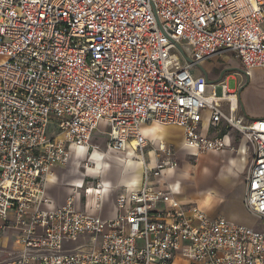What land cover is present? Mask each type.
I'll return each instance as SVG.
<instances>
[{
    "label": "built area",
    "instance_id": "2783aa9c",
    "mask_svg": "<svg viewBox=\"0 0 264 264\" xmlns=\"http://www.w3.org/2000/svg\"><path fill=\"white\" fill-rule=\"evenodd\" d=\"M229 54L248 73L264 69V0H0V236L16 234L0 264H264V228L175 199L162 206L173 194L163 172L179 160L141 129L181 128L198 154L226 147L201 133L207 114L237 130L252 160L244 207L264 225V119L247 120L238 91L195 73ZM100 124L109 150L143 157L139 189L110 220L74 197L44 210L49 174L72 147L94 149Z\"/></svg>",
    "mask_w": 264,
    "mask_h": 264
},
{
    "label": "crops",
    "instance_id": "0c3cea01",
    "mask_svg": "<svg viewBox=\"0 0 264 264\" xmlns=\"http://www.w3.org/2000/svg\"><path fill=\"white\" fill-rule=\"evenodd\" d=\"M233 58L234 59L230 58L229 55H226L218 59L203 61L202 64L196 68V70L200 69V72L195 71V73L199 76L204 75L207 79H209L210 83H226L227 86L229 80L237 79L239 88H236L235 90L238 91L239 94V114L244 115L247 120L251 121L252 119H264V69L253 68L248 73L243 63L240 62L235 56H233ZM232 63H234V65ZM247 73L249 75H247ZM206 116L207 117L204 119V125L201 133L203 136L205 135L209 138H222L226 143V147L221 150V152H207L205 154H198L195 149L186 146L184 140V131L178 127L176 128H178L182 134V140L179 142H171L162 138L159 130L162 129V131H164L170 129L160 128V125L155 126L156 130H153V135L146 138L153 147L158 146V143L160 142H165L170 146H173L177 160L179 159V153H183V156L197 159L199 161V164L196 166V168L187 163L184 168H178L173 171L165 170L163 172L162 177L173 194L166 198L162 206L168 205L172 200L175 199L183 204H193L199 207L189 200V197L183 191V187H187V185L191 183L199 188L197 185V177L202 174L208 168V166L216 165L220 171L217 174V179L215 178V184L212 182V185H217L218 183L224 184V190L228 192L229 199L223 205L225 212L224 214L226 216H220L227 219V215L230 216L228 213V207L244 212L243 207L247 190L246 188V191H243V188L241 190H237L238 187L241 186H235L234 181L235 177H238L239 174L244 173V170L247 167L244 160L247 159L248 161V157L242 153V150L245 151L246 145L242 144V141L237 142V138H241V134L237 130L228 127L224 123H220V125H212L209 122V115L207 114ZM151 126L154 125H145L142 126V129L143 127L148 128ZM100 127L102 133H99L100 135H98L95 132L90 145L96 149V152L105 153L97 146L93 145V140L95 137H104L107 146L109 127H107L105 124H100L99 128ZM241 144L242 146L240 150H237V158H233V152L235 153L237 147H240ZM175 145L179 146V150H177ZM93 150L94 149L88 151L87 148H84L83 152H81L80 147H72L71 159L68 164L69 166L65 169L66 171H62L63 167H65L62 165L54 168L56 171L51 173V176H48L49 178H47L44 188L45 195L50 200L49 203L43 207L44 210L61 208L67 203L69 198L74 197L75 207L91 217L96 216L103 220H110L118 216V210L116 209L117 199L122 195L129 194L139 189V186H135L141 184V176L144 170V161H139V155L133 149H130L125 153L108 149V153H105V160L110 164L109 171L111 175L109 178L111 179L103 181L101 176L105 174V169L107 166H104V168L101 169L97 167V164H93L94 169L92 171L89 170V166L92 165L90 163V158L91 152H93ZM101 156L104 157L103 155ZM92 157H94V154ZM118 157L124 158L122 161H128L130 158L136 165L129 167L126 165L123 167L121 164L123 162H121ZM157 157L158 156L151 149H148L145 153V160L152 167L157 163ZM218 157H223L228 160L224 167L220 166L216 161ZM85 162L89 164L84 165ZM192 171H194V174H192ZM217 175L215 174V176ZM191 179L193 180L190 181ZM98 183H101L102 185L100 189L97 188ZM228 201L232 202L230 203ZM232 203L235 205L233 206ZM203 211L205 212V210ZM205 213L209 214L207 212ZM7 235L9 237L5 246L11 243L13 245L12 249H14L16 234L13 235V233H9ZM7 247L11 248L9 246Z\"/></svg>",
    "mask_w": 264,
    "mask_h": 264
},
{
    "label": "rangeland",
    "instance_id": "374dc122",
    "mask_svg": "<svg viewBox=\"0 0 264 264\" xmlns=\"http://www.w3.org/2000/svg\"><path fill=\"white\" fill-rule=\"evenodd\" d=\"M229 57L234 59L232 54H229ZM2 61H4V60L0 59V62H2ZM232 64L234 65V63H232ZM196 72H200V69H197ZM228 87L231 90H235L236 88H239L238 87V80L237 79L229 80L228 81ZM154 126H157V124ZM159 127L163 128V129H170V130H164V131H162V129L159 130V133H160L162 138L169 140L171 142L172 141L173 142H179L182 140V134L180 133L181 131L178 128L173 127V126L171 127V126H162V125ZM148 128L156 130V127H148ZM144 129H147V128H144ZM50 132H51V135L52 134L54 135L56 132L54 122L51 124ZM99 133H102L101 127L98 128L96 131V134L100 135ZM238 141H242V136L240 139L237 138V142ZM93 145L97 146L99 149H101L105 153H108V149H107L104 137H95V139L93 140ZM175 147L177 148V150H179L178 145H175ZM238 147H237L235 153L233 152V154H232L233 158H237ZM105 153H103V152L94 153V157L90 158V163L92 165L89 166V167H93V164H97V167L100 166L101 169L104 168V166H107V168L105 169V171H106L105 174L101 176L103 181H107V180L111 179V178H109V176L111 175V173L109 171L110 170V167H109L110 164L108 162H106V160H105V157H106ZM101 155H103L104 157H102ZM118 159L121 160V162H122V159H124V158L118 157ZM178 160H179V168L180 169L184 168L187 165V163L191 164L194 168H196V166L199 164V161L197 159H192L190 157L183 156V153H179V159ZM216 161L219 163L220 166L224 167L227 164L228 160H226L223 157H221V158L218 157V159ZM251 161L252 160L248 158V164H247L246 169L244 170V173L239 174L238 177H235V181H234L235 186H241V187H238L237 190H241L243 188V191H246L245 188H246L248 178L250 176L249 173H250V169H251V163H252ZM88 164L89 163L85 162L84 165H88ZM68 166L69 165H66L65 167H63L62 171L65 172L66 171L65 169ZM55 171L56 170L53 169L52 173H54ZM219 171L220 170L216 165H210L202 174H200L197 177V182H198L197 185L199 186V188L197 186H194L191 183H189L187 185V187H183V191L189 197V200H191L194 204L198 205L200 208L205 210V212L209 213L211 216H214V217L226 216L224 214L225 212L223 209V205L229 199L228 192L224 190V184L218 183L217 185H214L215 181H216L215 178L217 179V177H218L217 174L219 173ZM192 174H194V171H192ZM215 174L217 176H215ZM192 180L193 179H191L190 181H192ZM212 182H214L213 185H212ZM210 184H211V186H210ZM209 191H213L215 193L214 199L212 200V202H210L206 206L202 207L204 195H205V193H207ZM228 202L231 203L232 201H228ZM232 205L234 206L235 204L232 203ZM243 210H244V212H241L240 210H234V209H231L228 207V213L231 216L230 217L227 215L228 221L230 223H234L236 225L241 224V225L253 228V229H259L260 230V229L264 228L263 222H261L256 217L250 216L248 214V212L246 211L245 207H243ZM8 237H9L8 235L0 236V262L5 261V260H9L11 258L12 251H14V250H12L13 245L11 243L7 245L11 248H8L7 246H5L7 244ZM141 244L143 245V243H141Z\"/></svg>",
    "mask_w": 264,
    "mask_h": 264
},
{
    "label": "bare ground",
    "instance_id": "6f19581e",
    "mask_svg": "<svg viewBox=\"0 0 264 264\" xmlns=\"http://www.w3.org/2000/svg\"><path fill=\"white\" fill-rule=\"evenodd\" d=\"M151 127H155V126H151ZM141 129H142V128H141ZM143 130H145V129H144V128L142 129V134H143ZM80 149H84V148H81V147H80ZM130 149L135 150L134 148L131 147V148L127 149L125 152H128ZM245 151H246V148H245ZM245 151L242 150L243 155H245ZM94 152H96V149H95V148H94L93 152H91V157H92V155L94 154ZM125 152H124V153H125ZM241 156H242V155H241ZM127 158H128V157H127ZM132 159H133V158H132ZM133 160H134V159H133ZM140 160H142V162H143V157L139 155V161H140ZM122 162H123V163H122V166H123V167H125L126 165H127L128 167H129V166H134V165H136V164L134 163V161H132L130 158H129L128 161L125 160V161H122ZM244 162H245V165L248 164L247 159H245ZM236 165H237V163H236ZM122 166H121V167H122ZM154 166H155V165H154ZM98 167L101 168L100 166H98ZM143 167H144V166H143ZM93 169H94V167H93V168H92V167L89 168V170H91V171H92ZM95 169H96V168H95ZM96 171H97V170H96ZM90 173H91V172H90ZM49 176H51V175L49 174ZM48 178H49V177H48ZM140 185H141V184H140ZM140 185H137V186L134 185V186H135V187H138V186H140ZM94 191H95V190H94ZM90 198H91V197H90Z\"/></svg>",
    "mask_w": 264,
    "mask_h": 264
},
{
    "label": "clouds",
    "instance_id": "9594fccd",
    "mask_svg": "<svg viewBox=\"0 0 264 264\" xmlns=\"http://www.w3.org/2000/svg\"><path fill=\"white\" fill-rule=\"evenodd\" d=\"M214 196H215V193L213 191H209V192L205 193L204 198H203V202H202V207H204L207 204H209L210 202H212V200L214 199Z\"/></svg>",
    "mask_w": 264,
    "mask_h": 264
},
{
    "label": "snow or ice",
    "instance_id": "6c2138e0",
    "mask_svg": "<svg viewBox=\"0 0 264 264\" xmlns=\"http://www.w3.org/2000/svg\"><path fill=\"white\" fill-rule=\"evenodd\" d=\"M152 135H153V129L147 128L143 132V136L144 137H149V136H152ZM81 152H83V149H81ZM234 164H235V162H234ZM262 210H264V207H262Z\"/></svg>",
    "mask_w": 264,
    "mask_h": 264
},
{
    "label": "water",
    "instance_id": "95a60500",
    "mask_svg": "<svg viewBox=\"0 0 264 264\" xmlns=\"http://www.w3.org/2000/svg\"><path fill=\"white\" fill-rule=\"evenodd\" d=\"M177 48H179L180 52L183 54V57L185 58V60L191 62V60L189 59V57L187 55H185L184 51L182 48H180L179 46H177Z\"/></svg>",
    "mask_w": 264,
    "mask_h": 264
}]
</instances>
